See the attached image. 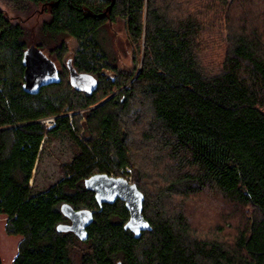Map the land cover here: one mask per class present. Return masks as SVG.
<instances>
[{"label":"trees","instance_id":"trees-1","mask_svg":"<svg viewBox=\"0 0 264 264\" xmlns=\"http://www.w3.org/2000/svg\"><path fill=\"white\" fill-rule=\"evenodd\" d=\"M117 27L130 66L108 49ZM31 44L61 78L37 95L21 88ZM69 67L94 89H74ZM61 136L76 154L35 191ZM127 169L139 238L122 201L99 210L84 187ZM62 204L93 211L86 241L56 231ZM0 215L22 237L12 264H74L77 244L79 264H264V0H0Z\"/></svg>","mask_w":264,"mask_h":264},{"label":"water","instance_id":"water-1","mask_svg":"<svg viewBox=\"0 0 264 264\" xmlns=\"http://www.w3.org/2000/svg\"><path fill=\"white\" fill-rule=\"evenodd\" d=\"M22 65L24 73L21 88L29 95H37L42 88L51 84H59L61 81L56 64L33 44L24 51ZM69 82L74 89L79 91L90 92L95 87V79L92 76L77 73L71 67H69ZM84 187L94 194L99 210L104 204H113L117 200L124 203L129 218L123 229L131 232L134 238H139L141 232L150 229L142 215L144 198L135 184L129 183L123 177L98 173L85 179ZM60 212L69 220V224L57 225L56 231L58 233L71 232L80 241H86L87 228L93 221V211L74 210L68 204H62Z\"/></svg>","mask_w":264,"mask_h":264},{"label":"rangeland","instance_id":"rangeland-1","mask_svg":"<svg viewBox=\"0 0 264 264\" xmlns=\"http://www.w3.org/2000/svg\"><path fill=\"white\" fill-rule=\"evenodd\" d=\"M31 26L30 24H28ZM116 34L109 33L110 43L108 49L113 51L118 61L124 66L131 64V51L129 41L125 33L117 27ZM57 68L58 65L56 64ZM110 75V73H108ZM53 119V118H45ZM53 122L44 123L50 127ZM76 154V147L67 136L52 138L46 141L39 162L33 170L31 183L35 191H43L56 184L63 178V169H66ZM127 171V170H126ZM124 171L121 177L128 176L131 183V171ZM6 218L0 215V260L1 264H12L18 251V244L22 240L20 235H8L5 232ZM86 246L77 244L71 250V258L74 264H79L80 255Z\"/></svg>","mask_w":264,"mask_h":264},{"label":"built area","instance_id":"built-area-1","mask_svg":"<svg viewBox=\"0 0 264 264\" xmlns=\"http://www.w3.org/2000/svg\"><path fill=\"white\" fill-rule=\"evenodd\" d=\"M53 121H54V119H47V120L43 119V120L40 121V123H43L44 124V123H50V122H53ZM127 171H129V169H127ZM124 177L130 183V181L128 180L130 178H128V176H124Z\"/></svg>","mask_w":264,"mask_h":264},{"label":"flooded vegetation","instance_id":"flooded-vegetation-1","mask_svg":"<svg viewBox=\"0 0 264 264\" xmlns=\"http://www.w3.org/2000/svg\"><path fill=\"white\" fill-rule=\"evenodd\" d=\"M58 71H59V69H58ZM68 223H69V220H68Z\"/></svg>","mask_w":264,"mask_h":264}]
</instances>
